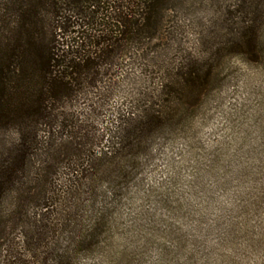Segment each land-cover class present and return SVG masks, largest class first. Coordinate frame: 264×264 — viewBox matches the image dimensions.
I'll return each instance as SVG.
<instances>
[{
  "label": "trees",
  "instance_id": "trees-1",
  "mask_svg": "<svg viewBox=\"0 0 264 264\" xmlns=\"http://www.w3.org/2000/svg\"><path fill=\"white\" fill-rule=\"evenodd\" d=\"M3 2L0 129H9L13 138L0 152V200L26 197L43 209L58 201L62 214L56 219L38 214L29 227H21L29 262L16 249L13 228L0 230V251L4 245L9 264H73L110 225V205L100 201L96 185L105 181L117 194L138 167V156L154 139L180 127L212 82L225 74L223 59L253 62L262 12L254 0H244L240 23L228 9L211 28L197 33L196 47L182 51L180 26L172 29L177 38L168 42V14L175 11L176 0ZM153 42L161 53L150 57ZM170 44L177 47L171 58ZM131 56L143 61L141 73L151 80L131 95L130 109L119 117L114 137L107 138L99 157L83 153V146L73 141L76 136L71 138L77 162L67 168L75 178L68 187L52 189L60 163L55 134H63L68 123L73 129L77 124L65 108L83 96H97L93 91L102 79Z\"/></svg>",
  "mask_w": 264,
  "mask_h": 264
},
{
  "label": "rangeland",
  "instance_id": "rangeland-1",
  "mask_svg": "<svg viewBox=\"0 0 264 264\" xmlns=\"http://www.w3.org/2000/svg\"><path fill=\"white\" fill-rule=\"evenodd\" d=\"M243 1L176 0L175 11L168 14V42L176 37L172 29L180 26V49L191 50L197 33L211 28L228 9L240 23ZM254 2L262 13L253 62L223 59L225 74L212 82L180 127L154 139L138 156V167L117 194L105 181L96 185L100 201L110 205L108 232L73 264H264V0ZM154 44L150 57L161 53ZM168 49V57L177 55L173 44ZM139 63L126 57L93 91L97 96L67 105L66 114L74 115L77 124L73 129L66 123V131L55 134L60 163L49 187L59 191L73 183L67 168L77 162L71 138L76 136L73 141L88 155L106 151L107 138L114 137L119 117L130 109L131 95L143 91L150 79ZM12 138L9 129H0V152ZM23 198L0 200V230L14 229L16 249L29 262L21 227H29L38 214L56 219L62 213L56 199L43 209ZM5 256L3 245L0 264H9Z\"/></svg>",
  "mask_w": 264,
  "mask_h": 264
}]
</instances>
